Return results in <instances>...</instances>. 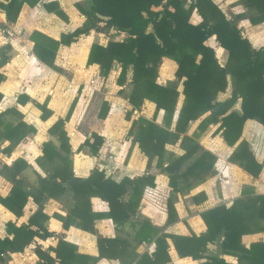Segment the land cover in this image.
<instances>
[{"label": "trees", "instance_id": "1", "mask_svg": "<svg viewBox=\"0 0 264 264\" xmlns=\"http://www.w3.org/2000/svg\"><path fill=\"white\" fill-rule=\"evenodd\" d=\"M40 0H9L8 4L0 3L6 10L8 21H15L24 2L30 6ZM186 0H86L85 4H76L85 20L82 25L70 33L61 34L59 41L43 33L34 31L30 35L33 41V52L44 64L56 69L53 61L59 44L70 45L81 34L90 30L114 28L123 32L126 37L121 41L109 40L106 45L93 43L90 47L87 65L97 64L99 74L107 77L115 66L120 67L116 78L117 85L126 83L131 72V90L128 101L133 108H139L143 101L149 100L155 104L156 111L163 109L164 126L153 120L139 117L132 120L128 135L133 143H138L140 150L147 156L149 167L151 161L157 158V166L168 176L169 185L174 191L183 193L194 185L202 182L213 172L216 157L201 148L193 136L183 135L190 121L198 119L210 111L199 124V131L210 122L218 123V131L224 141L233 146L241 136L246 119H255L264 125V48H253L251 43L241 35L235 20L227 19L225 14L212 0H192L186 7ZM249 11L252 24L264 22V0H242ZM162 6L159 11L153 7ZM49 11L55 12L60 18L67 20L65 13L57 3L45 4ZM196 10L201 17L198 24L190 22V17ZM103 22V26L100 23ZM151 24V31H147ZM216 36L219 45L228 52L227 62L220 66L215 58L214 50L205 44L209 37ZM164 57L176 63L175 77L182 81L184 95L183 104L179 110L175 127L169 130L176 111L179 92L175 86H163L157 81L158 67ZM230 97L223 102H217L220 92H225L229 85ZM3 76L0 75V81ZM122 92V91H119ZM241 100V114L230 111L235 102ZM75 96L70 103L64 118L58 119L50 128L49 133L59 142L58 149L52 141L43 144L42 166L46 167V176L38 175V187L34 191L24 189L21 178H13L12 188L5 197H0V204L14 213L22 214L29 197L38 205V209L29 217L28 222L15 226L7 223V232L11 238H0V262L5 264L9 253L22 251L35 236L49 235L44 226L49 218L43 212L47 198H59L70 193L74 201L66 217L57 215L63 221L64 228L75 224L78 228L95 234V220L110 218L116 227L125 225L137 213V208L146 186H154V176L151 174L135 178L124 177L116 182L105 176L103 170L94 169L86 178L74 176L69 159L70 146L64 130L65 122L72 115L77 103ZM36 106L42 111V119H47L51 111L46 103ZM108 103L101 105L99 118L105 119L108 113ZM17 112L14 108L0 113V140L6 139L10 144L4 151L18 144L26 134L34 132L32 126L20 121L17 123L3 121V117ZM81 147L88 146L93 155H97L104 138L98 133H92ZM179 142L184 150L180 156L168 153L166 144ZM41 160H44L42 162ZM190 161L183 169L181 166ZM167 165L163 167V163ZM229 161L236 163L247 173L257 177L262 169L248 143L242 140L229 156ZM17 160L13 167L24 165ZM96 196L108 204L106 213L91 211L90 198ZM127 198L125 199V197ZM204 193L193 196L199 202L204 199ZM200 216L206 230L199 235H178L165 233L154 227L149 221L132 222L135 229L133 240L135 245L124 237L96 238L98 256L77 252L75 245L59 240L55 247L48 248L54 252L59 264H95L99 258L119 259L121 263L136 260V264H164L170 261L168 239L180 257H191L194 260L205 259L199 264H230L222 255H230L237 259L238 264H264V242L250 243L246 247L242 237L264 231V193L249 194L243 192L240 198L226 207L219 205L204 210ZM177 219V213L171 199L167 202V223ZM32 227H35L32 228ZM224 230L221 240V256H208L209 245L216 247V239ZM143 242H153L155 250L139 256L135 247ZM38 257H45L48 264L53 263L49 252L36 249ZM44 264V263H38Z\"/></svg>", "mask_w": 264, "mask_h": 264}, {"label": "crops", "instance_id": "2", "mask_svg": "<svg viewBox=\"0 0 264 264\" xmlns=\"http://www.w3.org/2000/svg\"><path fill=\"white\" fill-rule=\"evenodd\" d=\"M8 1L0 0V3L6 5ZM85 1L40 0L34 6L24 2L13 22L8 21L6 10L0 7V75L3 76L0 81V113L14 108L17 112L6 115L3 117V121L14 123L22 121L35 129L34 132L26 134L11 151H4L10 142L6 139L0 140V197L9 194L14 177L23 180L25 190L35 191L37 189L38 175L45 177L46 167L54 164L50 162L48 165L42 166V163L39 162L43 157V144L52 141L57 149L59 148V142L49 133V128L58 119L65 117L75 96H78L77 103L70 119L64 125L70 146L69 159L74 176L86 178L94 169H99L105 172L106 177L119 182L124 177L135 178L151 174L154 176V186L145 187L137 213L131 217L129 222L116 227L110 218L97 219L94 224L95 234L78 228L74 223L68 228H64L63 221L57 217V215L66 217L73 207L74 201L69 192L59 198H47L43 205V212L49 218L44 222V226L50 234L44 237L35 236L33 241L22 251L9 253V257H4L6 258L5 264H48L44 260L45 257H38L36 249L49 252L52 256L49 258L53 259L52 264H59L54 252L48 251V248L55 247L59 240L71 243L76 246L77 252L91 256H98L96 244L98 236L124 237L129 240L132 246V244L135 245L133 240L135 229L131 223L137 222L138 227L139 222L143 220L149 221L154 227L165 233L190 235L191 233L188 231L190 228L195 231L194 234L199 235L206 230L200 216L202 211L219 205L229 207L235 199L242 196L243 192H249L251 195L264 193V125L255 119L245 120L241 136L233 146H229L224 141L221 131L217 130L218 123L210 122L201 132L199 131L200 122L210 114V111L189 122L183 135L193 136L195 133H199L198 136H193L194 139L201 148L216 157L213 172L189 191L180 193L173 190L169 185L168 176L157 166V158H154L147 167V156L140 150L138 143L132 142L128 131L132 120L139 117L153 120L156 124L164 126V110L156 111L155 104L146 99L139 108H133L128 101L131 90V72L128 74L126 83L119 86L116 79L113 82L109 81V75L101 76L97 64L87 65L88 53L93 43L106 45L109 40L121 41L126 37L125 33L117 32L114 28H105L99 31L90 30L88 34L78 36L70 45L59 44L53 61L56 69L44 64L35 56L30 35L34 31H38L59 41L61 34L72 32L84 22L85 17L77 9L76 4L84 5ZM186 1L185 6L187 7L192 0ZM212 2L219 7L227 19L235 20L241 35L251 43L253 48H264V22L252 24L248 18L249 11L245 8L242 0H212ZM50 3H57L67 16V20L60 18L55 12L47 10L45 4ZM161 9L162 6L152 8L154 11ZM200 21V15L196 10H193L190 22L198 24ZM103 24V22L100 23L101 26ZM151 29L152 26L149 24L147 31H151ZM110 32H114L120 38L109 39L104 44L94 40L97 35ZM209 39L212 42L208 43ZM208 40L205 44L214 50L218 64L224 66L228 57L227 50L219 45L215 35L209 37ZM162 60L158 67L160 73L157 81L163 86H175L179 92L176 111L169 128V130H173L183 104L182 81L184 78L178 80L175 77L176 63L173 60L167 57ZM164 65L167 67V72L170 68L172 69V73L169 72V74L171 73L169 79L162 77L166 73ZM114 68H117L118 72L120 71L118 65ZM65 70H70L71 78L62 77ZM169 80L171 85H169ZM228 80L229 85L225 92H220L217 95V102H223L230 97L229 76ZM104 101L108 103L109 109L106 118L101 119L98 115ZM36 103H46L47 109L51 111L47 119H42V111L36 106ZM230 111L241 114L240 99L235 102ZM68 123L73 124V127L68 129ZM124 124H126V139L119 142L115 136L124 131ZM92 133H98L104 138L97 155H93L88 146L81 147L86 138L92 139ZM242 140L248 143L249 150L262 164V169L257 177L229 161V156ZM165 149L175 156L184 153L179 142L166 144ZM17 160H22L25 164L14 168L13 163ZM41 161L44 162V160ZM190 161H186L181 169ZM166 165L165 161L163 167ZM201 192L204 193L205 198L200 199L199 202L194 201L193 196ZM169 199L173 202L177 218H181L179 223H176V220L167 223V202ZM157 200L159 204L156 203ZM218 200L221 203H214ZM90 206L93 212L106 213L109 210L108 204L96 196L90 198ZM37 209L38 205L31 197L28 198L20 216H16L0 204V238L12 237V234L7 232V223H13L15 226L25 224ZM188 210L191 212L190 216ZM193 210L196 214L193 213ZM32 228L35 229V227ZM167 242L170 261L164 264H199L205 260L180 257L171 240L168 239ZM254 242H264V231L242 237V243L246 247ZM209 249L214 250L215 247L209 245ZM154 250L153 242H143L135 247L139 256L143 253L150 254ZM222 257L230 264H238L237 259L233 256L222 255ZM139 258L136 257L135 260L129 261L127 257L123 262L136 264V260ZM95 264L123 263L119 259L102 257Z\"/></svg>", "mask_w": 264, "mask_h": 264}, {"label": "rangeland", "instance_id": "3", "mask_svg": "<svg viewBox=\"0 0 264 264\" xmlns=\"http://www.w3.org/2000/svg\"><path fill=\"white\" fill-rule=\"evenodd\" d=\"M81 22V21H80ZM79 22V23H80ZM120 37H118V35H116V34H114V32H110V33H108V34H103V35H97L96 37H95V41H97V42H100V43H102V44H104V43H106L109 39H119ZM210 42H212V40L211 39H209L208 40V43H210ZM163 61V60H162ZM165 66V65H164ZM166 69H167V67L165 66V69H164V71H166ZM172 71V69L170 68L169 69V72H171ZM169 72H167L166 71V73L165 74H163L162 75V77H165V78H168V77H171V73L169 74ZM160 73V70L158 69V74ZM168 73V74H167ZM118 74H119V72H118V69L117 68H114L110 73H109V76H108V79H109V81L110 82H113L115 79H116V77L118 76ZM63 76H65V77H67V78H71V76H72V74H71V72H70V70H65V74L64 75H62V77ZM159 76V75H158ZM169 79V78H168ZM173 80H174V78H173ZM172 83V82H171ZM169 85H171L170 84V80H169ZM73 124H70V123H68L67 124V128L68 129H70L71 127H73L72 126ZM125 127H126V124H124V131L123 132H121V134H119V135H116L115 137L117 138V141H119V142H121V141H123V140H125L126 138V134H125ZM84 154H86L85 152H83ZM218 172V171H217ZM156 203L157 204H159L158 203V200L156 201ZM214 203H221V201L220 200H218V201H216V202H214ZM159 206V205H158ZM160 209H164V208H161V207H159ZM188 212H189V216L191 215V212H190V210H188ZM193 213L194 214H196L195 213V211L193 210ZM180 219L181 218H177L176 219V223H179V221H180ZM184 223H185V221H184ZM188 231L190 232V233H194L195 231L194 230H192V229H190V228H188ZM215 250V249H214ZM214 250H211V251H214Z\"/></svg>", "mask_w": 264, "mask_h": 264}, {"label": "water", "instance_id": "4", "mask_svg": "<svg viewBox=\"0 0 264 264\" xmlns=\"http://www.w3.org/2000/svg\"><path fill=\"white\" fill-rule=\"evenodd\" d=\"M224 235V230L222 231V233L219 235V237L216 239V247L214 251H209L207 252L208 256H212V257H218L221 254V240L222 237Z\"/></svg>", "mask_w": 264, "mask_h": 264}]
</instances>
